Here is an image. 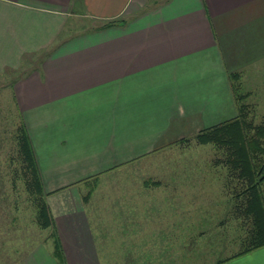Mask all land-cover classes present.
I'll return each mask as SVG.
<instances>
[{
    "label": "crops",
    "instance_id": "1",
    "mask_svg": "<svg viewBox=\"0 0 264 264\" xmlns=\"http://www.w3.org/2000/svg\"><path fill=\"white\" fill-rule=\"evenodd\" d=\"M29 57L15 92L59 192L236 117L232 75L264 64V0H0V72ZM80 210L56 214L65 261L109 264L91 225L107 224ZM219 264H264V247Z\"/></svg>",
    "mask_w": 264,
    "mask_h": 264
},
{
    "label": "rangeland",
    "instance_id": "2",
    "mask_svg": "<svg viewBox=\"0 0 264 264\" xmlns=\"http://www.w3.org/2000/svg\"><path fill=\"white\" fill-rule=\"evenodd\" d=\"M86 23L92 26L93 20ZM36 62L29 57L19 69L0 72V264H68L55 254L56 223L40 226L37 199L27 190L19 159L17 129L25 119L14 83ZM253 71L255 76L234 83L238 98L247 96L248 121L259 125L264 124V64ZM196 134L97 179L67 182L59 192L43 181V200L54 222L68 207L95 211L107 224L98 229L91 224L102 263L219 264L236 258L251 229L243 212L246 184L231 169L227 149L200 144ZM122 254L124 260L113 261Z\"/></svg>",
    "mask_w": 264,
    "mask_h": 264
},
{
    "label": "trees",
    "instance_id": "3",
    "mask_svg": "<svg viewBox=\"0 0 264 264\" xmlns=\"http://www.w3.org/2000/svg\"><path fill=\"white\" fill-rule=\"evenodd\" d=\"M114 23L115 21H111L104 26H112ZM239 77V73L232 75L234 82ZM235 85L234 83V90ZM246 97L241 95V98H238L236 95L239 109L236 117L204 128L195 135L200 144L213 143L225 147L229 153L228 161L231 169L246 184L243 190L245 195L243 212L251 221V229L248 243L235 257H240L264 247V124L254 125L248 121L247 104L243 100ZM17 132L16 137L23 177L28 192L36 196L40 226L43 229L53 227L55 222L50 213V208L47 202L43 200L45 189L40 168L28 129L22 117ZM185 140L186 138L183 141ZM95 179H97V176ZM154 184H157V182ZM91 190L89 195H91ZM56 237L55 253L65 263L62 244L59 236Z\"/></svg>",
    "mask_w": 264,
    "mask_h": 264
}]
</instances>
